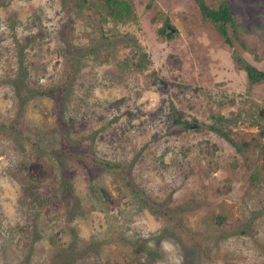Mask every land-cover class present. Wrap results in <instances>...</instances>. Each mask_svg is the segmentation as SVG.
<instances>
[{"label":"rangeland","instance_id":"1","mask_svg":"<svg viewBox=\"0 0 264 264\" xmlns=\"http://www.w3.org/2000/svg\"><path fill=\"white\" fill-rule=\"evenodd\" d=\"M77 1L0 0V264H264V0Z\"/></svg>","mask_w":264,"mask_h":264},{"label":"trees","instance_id":"2","mask_svg":"<svg viewBox=\"0 0 264 264\" xmlns=\"http://www.w3.org/2000/svg\"><path fill=\"white\" fill-rule=\"evenodd\" d=\"M81 1L79 0L75 2L76 6H81ZM198 6L200 15L203 19L208 20L216 31L223 37L224 41L228 44L232 42V37H237L236 35V27L238 23L234 20L233 16L229 11V5L227 4L226 0H215L216 2L207 3L205 0H195ZM99 3V2H98ZM101 4V5H100ZM100 9V17L102 19H110L113 22H120L124 23L134 17L132 3L128 0H103L102 3L98 4ZM170 25L167 18H164L163 24L159 27V30L165 35L170 36L172 33L167 30V26ZM170 27V26H168ZM230 29V31L228 30ZM231 33V35H230ZM259 38L264 43V26L259 27ZM133 62V67L139 69L145 66L147 58L145 57V53L143 51L133 50L131 54ZM238 60L239 57H236ZM241 67L244 69L246 78L248 82H256V81H264V68L256 67L255 65L243 61L241 62ZM222 116L219 115L217 121ZM224 120H229V118H222ZM173 121L175 123L181 122L180 120L174 118ZM189 121H185L184 126L188 125ZM209 127L221 135H223L237 150L242 148V143L237 142L229 136L228 129L222 130L214 123L210 124ZM244 143V142H243ZM243 146H246L243 144ZM263 166H264V159H263ZM25 180H32L34 184H36L39 179L32 177L29 173L25 170L22 174ZM216 218V217H215ZM113 264H117L114 262Z\"/></svg>","mask_w":264,"mask_h":264},{"label":"clouds","instance_id":"3","mask_svg":"<svg viewBox=\"0 0 264 264\" xmlns=\"http://www.w3.org/2000/svg\"><path fill=\"white\" fill-rule=\"evenodd\" d=\"M163 248L166 252H172L174 250L173 246L168 243V242H164L163 244ZM171 260H174L175 261V264H180V260L181 258L178 257V256H172L170 257Z\"/></svg>","mask_w":264,"mask_h":264},{"label":"water","instance_id":"4","mask_svg":"<svg viewBox=\"0 0 264 264\" xmlns=\"http://www.w3.org/2000/svg\"><path fill=\"white\" fill-rule=\"evenodd\" d=\"M167 28H170V27H167ZM169 30H172V28H170ZM154 81L157 82L158 84H160L162 87L165 86L164 81L159 77H154ZM191 125H192V123L189 122L187 126L190 128Z\"/></svg>","mask_w":264,"mask_h":264}]
</instances>
